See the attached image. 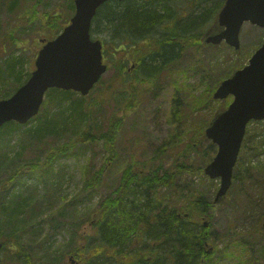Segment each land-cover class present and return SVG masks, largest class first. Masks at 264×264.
I'll return each instance as SVG.
<instances>
[{
  "label": "rangeland",
  "instance_id": "obj_1",
  "mask_svg": "<svg viewBox=\"0 0 264 264\" xmlns=\"http://www.w3.org/2000/svg\"><path fill=\"white\" fill-rule=\"evenodd\" d=\"M185 2L184 0V5ZM187 7H191L188 2ZM74 12V0H0V65H4L8 57H22L24 62L19 68L23 67V81H26L27 74L35 69L34 61L42 46L40 39L51 36L43 27L45 15L60 14V23L63 24L71 19ZM214 19L208 21L203 33L213 28ZM94 37L103 39L105 34L95 33ZM263 38V28L246 22L241 34V51L238 53L225 42L218 47H208L203 41L194 45L184 44L180 58L163 70L155 83L137 79L129 81L128 85L133 83L139 93V102H135L133 106L130 102L128 108L129 91L121 94L122 92L115 90L113 94H105L104 106L99 111L104 123L102 128H107L109 120L115 114L126 113L116 144L117 159L106 164L109 155L103 141L86 148L83 154L69 152L55 163V173H60L63 178L60 181L61 194H56L51 188L47 190L45 183L38 181L44 174V167L22 170L26 184L17 186L20 188L19 192L24 191V195H28L35 184L39 191L37 203L29 208V211L35 210V223L30 224L28 231L24 233L31 235L30 230L36 231L34 225L41 224L42 231L35 234L39 240L27 237L21 240L31 253L33 262L70 263L72 253L68 252L73 249L72 246L84 245L90 237L96 235V229L89 220L90 213L98 209L101 201L119 185L122 174L129 165L148 170L159 169L163 174L169 168L184 164L188 167L187 172L182 174L178 183L185 188L183 191L186 196L173 205L185 203L187 199L196 196H205L212 204L220 186V178L211 179L203 168L216 154L218 147L207 138L198 144L195 139L199 138L200 129L205 130L212 117L219 109L227 107L233 97L229 96L223 101L214 100L208 85L210 87L212 80L215 82L220 76L225 78L235 69L247 64L252 53L262 44ZM110 45L113 47L110 54L115 53L119 57L120 54L115 51L117 47H114L116 44H107ZM106 62L110 69L93 89L91 97L104 95L115 75V68L107 59ZM126 71L134 77L133 69L127 68ZM6 79L9 82L0 88V99L6 98L5 87L14 78L7 75ZM33 123L36 121L31 122ZM73 137L74 133L68 135L59 131L47 135L43 141L27 140L20 143V140H11L9 157H19L12 165L6 164L7 167L0 171V180L13 174L12 169L27 162L41 165L51 147L70 141ZM191 143H194L195 150L189 147ZM2 145L1 142L0 146ZM102 168V184L91 197L89 189H85L86 182L91 174ZM174 192L175 190H159L161 196L168 197H174ZM77 195L80 198L77 200L76 212L74 207L73 211L71 209ZM28 214L31 215L29 212ZM52 217H57L59 221L67 219L65 223L68 226L76 222L82 225L81 228L78 226L79 229L59 228L54 231L51 223L55 221L50 223ZM259 219L263 223H259ZM200 222L210 225L211 237L205 248L208 255L202 258L203 264H264V120L248 124L231 190L208 214L201 217ZM257 224H261V232L257 229ZM75 231H78V237L72 243L71 233ZM3 259L0 264L4 263ZM9 264H15V261H9Z\"/></svg>",
  "mask_w": 264,
  "mask_h": 264
},
{
  "label": "trees",
  "instance_id": "obj_2",
  "mask_svg": "<svg viewBox=\"0 0 264 264\" xmlns=\"http://www.w3.org/2000/svg\"><path fill=\"white\" fill-rule=\"evenodd\" d=\"M185 1V5L184 0L180 1L181 6L183 3L182 8L187 11L185 18L178 17L179 3L174 6L173 0H110L103 4L95 16L92 35L105 34L102 39L105 44L104 55L115 68V75L104 95L91 97V91L89 95L82 96L71 90L52 88L47 91L40 113L29 123L11 121L1 127L0 143H3L0 146L1 172L19 157L18 155L15 158L9 157L8 150L12 149L9 144L11 140L17 139L20 143L27 140L43 141L47 135L59 131L75 135L69 139L70 141L57 143L51 147L41 165L27 162L12 169L13 174L0 180V241L3 242V264H9L12 260L15 264H36L21 240L23 237L39 240L35 234L42 231L41 224L34 225L36 231L30 230L31 235L24 234L28 231L27 227L35 223L33 218L35 210L29 211V208L37 203L39 191L35 184L28 195H24V191L19 192L20 188L17 186L26 184L22 170L44 167V174L38 181L45 183L47 190L51 188L56 194H61L60 181L63 178L60 177V173H55V163L69 152L83 154L86 148L103 141L109 155L106 164L116 160L117 139L126 113L115 114L109 120L107 128H102L103 120L99 116V111L104 106L105 94L108 92L113 94L115 90H119L121 94L129 91L127 108L130 102L131 106L135 102L138 103L139 93L133 83L128 85L129 81L137 79L141 82L155 83L161 72L174 60H178L177 54L182 47L181 40L185 41L186 45L200 44L204 35L203 28L208 21L216 17L225 2V0ZM187 2L190 8L187 7ZM61 20L60 14L45 15L43 27L51 33L49 39L58 35L69 23L68 21L61 24ZM143 42L147 44L144 46ZM108 43L116 44L114 47H118V50L126 48V51H129V56L136 61L133 69L135 78L126 73L129 60L125 56L118 58L115 53L110 54L113 47L107 46ZM23 60L20 56H12L5 59L4 65H0V88L9 82L6 79L7 75L14 78L12 83L6 85L4 97L12 95L17 87L24 83L23 67L19 68L20 64L23 65ZM27 75L28 79L31 73ZM222 77L214 78L215 82L212 80V85L210 87L208 85V90L212 92L211 98L217 84L224 79ZM48 105L50 107H47ZM32 121L36 123L31 124ZM205 138L204 130L200 129L199 138L195 139L196 143ZM194 146V143L189 145L195 150ZM211 159L212 157L208 162ZM186 168L188 167L181 164L161 174L159 169L148 170L144 167L127 166L119 185L101 201L100 207L89 215L96 235L90 237L84 245L72 246L73 249L68 252L72 253L70 257L80 264H203L202 258L208 255L206 244L211 237L210 225H204L200 219L208 214L214 205L208 202L205 196L192 197L185 203L173 205L180 202L181 197L186 196L183 191L185 188L178 183L182 174L187 172ZM103 173L104 168L89 176L85 189H89L91 197L102 184ZM161 189L175 190L174 197L161 196L159 193ZM79 198V195L74 198L72 211L74 207L77 212ZM52 203L53 199L50 201V204ZM66 220L59 221L57 217H52L50 223L55 221L51 223L54 231H58L59 228L77 229L82 225L76 222L68 226ZM260 222L263 223V220L259 219ZM257 226L261 232V224ZM77 232L71 233L72 243L78 237Z\"/></svg>",
  "mask_w": 264,
  "mask_h": 264
},
{
  "label": "water",
  "instance_id": "obj_3",
  "mask_svg": "<svg viewBox=\"0 0 264 264\" xmlns=\"http://www.w3.org/2000/svg\"><path fill=\"white\" fill-rule=\"evenodd\" d=\"M109 0H75L70 23L54 39H42L35 70L10 97L0 99V128L10 122L28 123L39 114L46 92L51 88L88 95L107 72L103 43L93 39L91 28L98 9ZM125 1V0H118ZM264 28V0H226L218 15L220 30L209 31L205 43L217 46L226 41L236 51L246 22ZM234 95L229 106L210 121L205 135L218 145L214 159L204 167L211 178H221L215 203L229 193L247 124L264 120V40L243 68L224 79L213 98ZM3 242L0 241V261ZM76 261L73 260L72 263Z\"/></svg>",
  "mask_w": 264,
  "mask_h": 264
},
{
  "label": "flooded vegetation",
  "instance_id": "obj_4",
  "mask_svg": "<svg viewBox=\"0 0 264 264\" xmlns=\"http://www.w3.org/2000/svg\"><path fill=\"white\" fill-rule=\"evenodd\" d=\"M181 0H173V3H174V6H176L175 4H177L178 5V3H179V7H180V9H178V10H180V12H178V17L179 18H185L186 17V15H187V11L185 10V9H183L182 7H183V3H182V6H181V2H180ZM213 29H211L210 31H212ZM218 30V29H217ZM207 33V32H206ZM205 33V34H206ZM204 34V35H205ZM144 43V42H143ZM145 44H147V43H144L143 45L145 46ZM181 44H182V47L180 48V50H179V52H178V54H177V57H178V59L180 58V56H181V53H182V51H183V46H184V44H185V41H183V40H181ZM117 52L120 54V57L121 56H125L128 60H129V62H128V65H129V63L131 64V66H129L128 67V65H127V68L129 69V70H131V69H134V67H135V65H136V61H135V59H132V57L131 56H129V53H123V52H126V48H124V49H119L118 50V47H117ZM119 58V57H118ZM174 61H176V60H174ZM127 68H126V70H127Z\"/></svg>",
  "mask_w": 264,
  "mask_h": 264
}]
</instances>
